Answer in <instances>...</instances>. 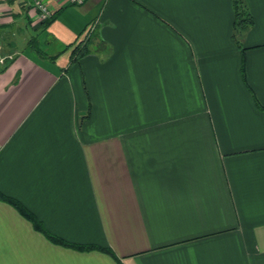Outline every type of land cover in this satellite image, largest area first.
Masks as SVG:
<instances>
[{
    "label": "crops",
    "instance_id": "obj_1",
    "mask_svg": "<svg viewBox=\"0 0 264 264\" xmlns=\"http://www.w3.org/2000/svg\"><path fill=\"white\" fill-rule=\"evenodd\" d=\"M33 1L0 0V191L113 256L0 200V264H264V0Z\"/></svg>",
    "mask_w": 264,
    "mask_h": 264
},
{
    "label": "trees",
    "instance_id": "obj_2",
    "mask_svg": "<svg viewBox=\"0 0 264 264\" xmlns=\"http://www.w3.org/2000/svg\"><path fill=\"white\" fill-rule=\"evenodd\" d=\"M234 10H235V18H234V28L237 29L238 31H244L247 29L250 24L252 23V17L250 13L246 10L244 7L243 3L241 1H234ZM51 17V16H50ZM48 18L46 20L42 21V24H47L51 18ZM96 25V24H95ZM96 27V26H94ZM95 29V28H94ZM94 31V30H93ZM90 35H84L82 39H80L77 44L72 48L71 50V61L77 60L79 57L87 54L90 51V42H92V33ZM35 50L38 52L39 55L42 57L44 56L43 51L38 47L35 46ZM51 59H54V57H51ZM2 70V68L0 69ZM0 200L3 202H6L13 206L23 217H25L27 220H29L35 230L38 232L42 233L47 239H49L52 243L68 247V248H73L76 250H81V251H86V250H92V249H98L101 250L111 256H113V253L111 252L110 249L106 247H100V246H95V245H90V244H75L68 242L56 235H53L49 233L42 223L35 217V215L29 211L27 208H25L18 200L15 198L8 196L0 191Z\"/></svg>",
    "mask_w": 264,
    "mask_h": 264
},
{
    "label": "built area",
    "instance_id": "obj_3",
    "mask_svg": "<svg viewBox=\"0 0 264 264\" xmlns=\"http://www.w3.org/2000/svg\"><path fill=\"white\" fill-rule=\"evenodd\" d=\"M65 2L69 3V4H73V5H79L81 3H83L84 0H64ZM34 7L37 9L38 11V15L41 21L46 20L50 17V10L48 9L47 5L43 2H41L40 0H34ZM95 22H91L89 23V25L86 27L85 29V35H90L91 32L94 30V26H95ZM3 58H0V62L2 61Z\"/></svg>",
    "mask_w": 264,
    "mask_h": 264
},
{
    "label": "rangeland",
    "instance_id": "obj_4",
    "mask_svg": "<svg viewBox=\"0 0 264 264\" xmlns=\"http://www.w3.org/2000/svg\"><path fill=\"white\" fill-rule=\"evenodd\" d=\"M0 58H3L2 61L4 62V60H5V59H4V55H3V53H1V50H0ZM3 62H0V67H1V65L3 64Z\"/></svg>",
    "mask_w": 264,
    "mask_h": 264
}]
</instances>
